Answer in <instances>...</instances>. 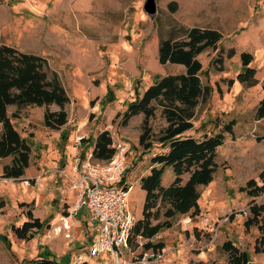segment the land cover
Returning a JSON list of instances; mask_svg holds the SVG:
<instances>
[{
  "label": "rangeland",
  "instance_id": "rangeland-1",
  "mask_svg": "<svg viewBox=\"0 0 264 264\" xmlns=\"http://www.w3.org/2000/svg\"><path fill=\"white\" fill-rule=\"evenodd\" d=\"M146 1L0 0L3 42L46 58L70 97L64 106L68 122L60 129L44 124L47 109H62L56 104L22 108L13 119L32 150L29 168L17 179L3 177L13 156L0 159V264H25L47 249L61 262L114 264L110 252L89 258L100 222L84 216V208L75 210L79 176L74 156L78 151L83 157L93 153L92 142L85 144L79 138L94 141L108 130L113 145L129 147V206L139 219L146 198L140 179L150 173L152 157L166 151L158 139L167 121L161 107L148 124L143 113L128 120L125 114L129 102L149 85L165 75L185 72L183 65L161 64L159 48L165 39H186L193 27L216 29L223 38L217 48L197 57L203 64L202 82L212 87V93L196 108L191 134L200 138L231 120L236 124L217 149L213 181L198 188L200 213L177 214L173 226L152 239L165 245L164 259L152 264H223L229 258L227 241L247 250L248 264H264V252L254 249L261 232L256 226L245 227L252 201L264 204V193L252 198L241 191L251 179L259 185L264 182V118L257 117L264 96V0H156L154 15L145 11ZM242 52L253 55L251 66L259 80L255 86L237 80L244 70ZM147 129L146 143L153 142L149 150L140 143ZM188 177L184 174V182ZM173 180V169L165 168L163 184ZM29 212L44 226L33 238L20 239L14 229L31 220ZM64 217L70 229L64 228ZM146 241L138 239L133 252L144 253Z\"/></svg>",
  "mask_w": 264,
  "mask_h": 264
},
{
  "label": "trees",
  "instance_id": "trees-1",
  "mask_svg": "<svg viewBox=\"0 0 264 264\" xmlns=\"http://www.w3.org/2000/svg\"><path fill=\"white\" fill-rule=\"evenodd\" d=\"M222 33L216 29L193 27L188 30L186 39H165L159 48L161 64H180L185 66V72L168 74L155 83L149 85L142 95L129 102L125 119L143 113L145 124L155 115L157 107L167 121L158 141L163 153L152 157V168L148 175L141 178V188L146 191L142 216L136 220L130 236V246L138 239L147 240L143 244L145 250H163L164 243H154L152 239L164 229L171 228L177 214L200 213V185H209L217 170L215 161L217 149L224 144L227 134H233L235 120L223 125L213 134L205 133L200 138L191 134L194 128L196 108L206 101L212 87L202 82L203 64L197 58L208 48H217L222 40ZM231 55L235 54L231 50ZM244 70L239 72L237 80L252 87L259 83L257 70L251 66L253 55L249 52L241 53ZM230 79L229 84H234ZM264 89V84H263ZM70 101L59 75L52 72L48 60L38 54L23 51L13 45L3 42L0 34V159L13 156L12 162L3 168L4 178H20L25 175L30 166L32 147L17 129L13 119L18 117V111L28 106L58 105L60 111L47 109L44 114V124L52 129H60L68 122V114L64 106ZM16 111L10 113V107ZM258 119L264 118V96L257 108ZM216 126V123L214 124ZM150 136L147 129L140 138V143L151 149L153 142L146 143ZM150 139V138H149ZM89 139H82V143H91ZM113 137L108 130L100 132L93 145V153L98 161L110 160L116 149ZM171 167L174 180L168 186L163 184L165 168ZM184 174H189L184 182ZM241 191L249 197L256 198L264 193V182L259 185L255 179L241 187ZM28 220L21 227H15L14 232L20 239L33 238L36 230L44 226L39 218H33L29 212ZM256 226L261 232L256 239L255 252H264V204L252 201L250 215L245 221L246 229ZM224 248L229 253L228 260L223 264H248L247 250H241L232 241H227ZM25 264H89L75 261H59L56 255L47 249L36 258Z\"/></svg>",
  "mask_w": 264,
  "mask_h": 264
},
{
  "label": "built area",
  "instance_id": "built-area-1",
  "mask_svg": "<svg viewBox=\"0 0 264 264\" xmlns=\"http://www.w3.org/2000/svg\"><path fill=\"white\" fill-rule=\"evenodd\" d=\"M82 139L79 138L80 142ZM113 146L116 152L108 161L95 160L92 152L83 157L78 151L74 156V170L79 176L76 183L79 190L76 213L85 208L91 220L100 222L96 230L98 235L88 256L92 258L110 252L115 259L114 264H152L162 261L165 257L162 250L150 249L139 254L131 249L130 236L137 218L129 206L132 190L126 175L129 147L121 143ZM63 220L64 228L70 229L68 217ZM82 261L80 259L78 263Z\"/></svg>",
  "mask_w": 264,
  "mask_h": 264
},
{
  "label": "water",
  "instance_id": "water-1",
  "mask_svg": "<svg viewBox=\"0 0 264 264\" xmlns=\"http://www.w3.org/2000/svg\"><path fill=\"white\" fill-rule=\"evenodd\" d=\"M145 11L150 14L154 15L157 12V2L156 0H147L144 7Z\"/></svg>",
  "mask_w": 264,
  "mask_h": 264
},
{
  "label": "crops",
  "instance_id": "crops-1",
  "mask_svg": "<svg viewBox=\"0 0 264 264\" xmlns=\"http://www.w3.org/2000/svg\"><path fill=\"white\" fill-rule=\"evenodd\" d=\"M94 141H95V139H94ZM94 141H92V143H94ZM86 144V143H85ZM92 147H93V145H92ZM152 168V167H151ZM149 174V173H148ZM147 174V175H148ZM127 178H128V176H127ZM142 178V177H141ZM128 181H129V179H127ZM141 180V179H140ZM141 185V184H140ZM85 209V208H84ZM87 210V209H86ZM77 213H79V212H77ZM84 216H88V217H90V215H89V212H88V210H87V212H86V214L84 215ZM87 217V218H88ZM86 223H87V219H86ZM164 249V248H163ZM91 259V258H90ZM72 261H74V260H72ZM89 264H90V262H89Z\"/></svg>",
  "mask_w": 264,
  "mask_h": 264
}]
</instances>
